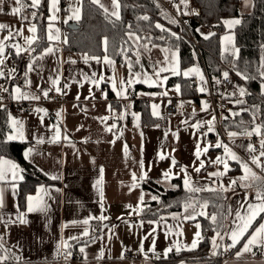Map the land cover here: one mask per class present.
Instances as JSON below:
<instances>
[{
	"label": "crops",
	"instance_id": "obj_1",
	"mask_svg": "<svg viewBox=\"0 0 264 264\" xmlns=\"http://www.w3.org/2000/svg\"><path fill=\"white\" fill-rule=\"evenodd\" d=\"M27 1L31 7V1ZM170 2L176 10H170L162 0V6H159L174 19L178 15L192 18L200 13H213L211 0H200L197 6H194V0ZM98 6L109 16L117 19L112 13L118 12L120 17V7L114 8L112 0H100ZM0 7L3 9L0 11V24L6 26L0 30V42L4 49L0 55V60H3L0 64V73H3L0 88L6 89L2 90L3 97L6 101L23 100L35 105L32 113L22 115L13 114L6 107L5 138L26 143L23 157L52 181L51 184L40 185L31 195L34 198L33 211H28V200L20 210L17 196L23 175L17 167L12 168L13 164L16 165L13 161L0 160V171L5 177L0 180L3 205L0 207V264L5 260L16 264H155L156 260L172 253L198 248L204 228L203 220H211L213 216L209 214L212 202L202 200V197L212 191L219 192L224 198L226 215L223 224L218 230L211 228L206 232L209 248L204 258L178 264H264V247H253L251 252L237 258L236 253L243 248L247 236L232 247L231 254L224 253V248L232 243L228 236L230 229L234 222H239L235 213L239 211L245 214L249 203H259L255 199L257 191L264 192V170L252 163V158L257 157L255 154L262 151L257 141L264 137L259 133L256 136L247 134L255 131L257 126L230 137L224 127L225 114L222 131L227 141H223L215 127L210 106L202 99L208 79L200 60L181 69L176 50L161 45H144L132 32L127 33L131 54L119 63L109 57L112 63H106V56L92 59L83 52L66 51L63 48L64 27L69 23L76 24L78 20L67 23L62 19L56 22L47 20L46 45L37 48L34 46L36 32L28 31L29 27H36L30 22L32 12L27 8L24 10L22 4L16 5L15 0H4ZM13 7H20L21 11L13 15ZM252 8L251 0H239L240 16L250 13ZM231 20L238 19L224 21ZM236 25H226L232 35ZM50 26L54 37L52 40L48 39ZM200 34L205 36L211 33L202 32L200 28ZM28 38H34L31 45L27 43ZM16 45L21 47L19 55ZM49 47L53 49L51 53L46 52ZM197 54L200 58L198 50ZM18 56H22L20 66L14 64ZM85 56L89 58L86 60ZM262 58L264 46L260 55V75ZM161 67L167 70L156 75ZM173 68L178 69V74L172 71ZM190 69L199 71H191L185 76L184 73ZM145 75L151 83L144 82ZM178 77L191 81L190 87L193 89L189 90L193 95L185 97L179 83L169 84L170 79ZM54 80H58V83L54 84ZM128 81L133 83L129 84ZM232 81V87L226 92L227 98L231 93L229 105L230 101L234 102L233 99L240 97V89H244L234 78ZM210 83L217 85L218 82ZM201 88L204 91H200ZM44 91L63 97L65 103L47 100ZM118 92L122 94L118 95ZM136 101L147 104L149 114L156 123H142L141 114L134 107ZM113 103L119 105L118 122L111 118ZM169 103L176 104L177 112L173 117L166 118L164 110ZM13 120L18 123L14 125ZM208 121L213 122V131L208 130ZM200 126L204 127L203 134L198 130ZM9 135L14 139L9 140ZM217 142L227 146L259 179L249 176L243 184L250 187L242 186L237 179L244 175L240 163L231 159L223 146L216 147ZM254 144L261 150L250 152L248 146L253 148ZM197 145L200 146L199 158L196 155ZM205 148L207 151H204ZM29 149L31 153L26 157ZM161 156L165 158L161 159ZM218 157L221 162H216ZM201 161L204 167L197 172L195 169L200 167ZM141 162L144 164L143 171ZM224 162L228 164L227 171ZM259 163L264 165V156L259 158ZM170 168L169 178L165 179L163 173ZM182 168L185 171H181ZM14 171L15 177L12 175ZM185 172L190 177L189 189L205 190H186ZM134 173L137 177L136 187H132ZM143 173H147V176L140 180ZM234 179H237V183L229 188ZM97 181L100 183L97 184ZM179 186L193 195L181 205L180 210L166 213L158 219L143 217L147 205L158 200L154 189L159 192L176 191ZM225 188L228 190L225 191ZM141 196L143 204L140 202ZM38 201L46 206L45 210L37 209ZM201 212L204 215H200ZM188 216L194 218L188 219ZM85 220L88 222L84 223ZM259 222L258 219L253 227ZM197 225L200 227L197 228ZM252 230H249V234ZM197 231L200 232L199 238L196 237ZM85 232L88 234L85 235ZM213 237L216 239L215 247ZM194 239L197 243L193 248ZM123 249L135 254L155 252L159 258L127 260L122 257Z\"/></svg>",
	"mask_w": 264,
	"mask_h": 264
},
{
	"label": "trees",
	"instance_id": "obj_2",
	"mask_svg": "<svg viewBox=\"0 0 264 264\" xmlns=\"http://www.w3.org/2000/svg\"><path fill=\"white\" fill-rule=\"evenodd\" d=\"M120 17L115 19L106 14L98 5L90 0L81 1V17L76 22L77 28L69 30L64 27L63 48L66 51L83 52L91 57L100 58L107 56L115 62H122L123 58L131 54V45L127 33H135L140 42L147 46L161 45L178 52L181 69L192 66L200 60L204 67L207 79L210 82H219L224 72L227 76L243 85L245 91L238 99L230 103L231 111L224 118L226 132L237 135L259 127V135L264 137V94L261 93L262 78L259 71L261 48L264 46V0H251L252 11L243 16L239 15V0H211L213 13H200L189 18L187 30L181 27L166 10L162 9L154 0H118ZM200 0H194L197 6ZM24 8L35 12L31 23L36 25L37 48L46 45L45 29L47 24V10L45 2L36 7H29L27 0H21ZM33 16V15H32ZM147 16L148 19H141ZM225 19H238L240 21L233 28V40L237 53L235 56L222 51L221 36L225 28ZM160 25L161 27H157ZM203 26L215 27L216 33H211L208 39L200 34ZM105 41L107 43L105 44ZM200 54V58L197 54ZM22 56L14 61L20 66ZM179 83L181 93L185 97L193 95L190 90V80L172 78L169 84ZM243 101V103H240ZM135 110L140 112L143 124H153V119L148 111V106L143 101L134 103ZM119 105H111L112 119L118 122ZM6 106L0 108V160L13 161L23 175L18 186V207L22 210L27 197L33 195L42 184H51L52 181L43 175L32 163L23 157L26 143L8 141ZM153 190V189H152ZM155 191L158 200L147 205L143 217L158 219L166 213L180 210L181 205L193 195L179 186L176 191ZM212 202L209 214L216 216V221L203 220L201 243L192 251L172 253L164 259H158L155 264H178L194 258H204L209 248L208 237L205 236L211 228L221 227L226 215V204L219 192H208L202 200ZM222 220V221H221ZM205 264H213L207 262Z\"/></svg>",
	"mask_w": 264,
	"mask_h": 264
},
{
	"label": "snow or ice",
	"instance_id": "obj_3",
	"mask_svg": "<svg viewBox=\"0 0 264 264\" xmlns=\"http://www.w3.org/2000/svg\"><path fill=\"white\" fill-rule=\"evenodd\" d=\"M92 2L94 4H98V5L100 4V0H92ZM182 2H184V0H182ZM40 3H41V0H31V6L32 7L38 8L39 5H40ZM3 4H4V0H0V5H3ZM15 4L16 5H20L21 4V0H15ZM57 4H58V0H50V9L53 11V13H55V11L58 10L57 9ZM112 4H113V7L114 8L119 9L120 5H119L118 0H112ZM100 6L103 7L102 5H100ZM2 10H3L2 7H0V11H2ZM11 11H12V14L13 15H16V14H18L21 11V8L20 7H13ZM78 11L79 10L77 9L76 10V19H79ZM105 11H107V9H105ZM32 15H33V17H35L36 13L33 12ZM112 15H115L116 18L119 19L118 12H113ZM49 19L50 20H55L56 19V16L53 14ZM69 19H72V17L70 16ZM141 19L147 20L148 17L147 16H144V17H141ZM224 23L226 25H229V24L235 25V24H239L240 21L239 20H231V21H224ZM5 27H6L5 25L0 24V30H4ZM157 27H161V26L160 25H157ZM28 31L31 32V33H35L36 32V27L33 25V26L29 27ZM17 34H19V30L17 31ZM48 39L49 40L54 39V37L52 35L51 26L49 27ZM205 39H208V36H205ZM223 39H230V37H225ZM33 42H34V38H28L27 39V43L29 45H31ZM106 43H107V41H105V44ZM15 47H16L17 55H19L20 52H21V47L19 45H16ZM3 50L4 49H3L2 42H0V55L3 54ZM52 51H53V49L51 47H49L46 50L47 53H51ZM88 58L89 57L85 56V59L86 60ZM92 59H98V58L92 57ZM104 59H105V62L106 63H109V64L112 63V61L109 60L107 56ZM2 63H3V60H0V64H2ZM73 63H74V61H73ZM261 68L264 69V58H262V61H261ZM166 70L167 69L161 67V68H159V71L156 73V75H159L160 72H164ZM172 71L174 73H177L178 74V69L177 68H173ZM191 71H197L198 72L199 70L198 69H190V70L186 71L184 73V75L187 76L188 73L191 72ZM2 75H3V73H0V76H2ZM137 75H139V74H137ZM224 75H225V77H227V73H225ZM261 77L264 78V71H261ZM201 79H202V77H201ZM144 82L145 83H151V80H150L149 77H147L145 75ZM53 83L54 84L55 83H58V80H54ZM128 83L131 84V83H133V81H128ZM121 85H123V81H121ZM65 87H67V85H65ZM113 88L115 90V84H113ZM262 89H264V84H262ZM0 90L6 91V89H0ZM56 91L59 92L60 89L57 88ZM200 91H204V89L201 88ZM240 93H241V95H243L244 94V89H240ZM117 94L120 95L122 93L121 92H118ZM43 95L47 98L48 97V92L47 91H44L43 92ZM24 98H27V97L25 96ZM33 98L34 99H38L39 97H33ZM77 99H79V97H77ZM240 103H243V101H240ZM153 108L155 109L156 106L153 105ZM37 111H41V110L40 109H37ZM153 114L154 115L156 114L155 111H154ZM104 119H107V118H104ZM214 119L215 118H213V120ZM17 123H18V121L13 120V124L14 125L17 124ZM207 123L209 125L208 130L209 131H213V122L212 121H208ZM21 127H22V125H21ZM113 127H115V125H113ZM255 131L257 133H259L260 132L259 127L256 128ZM247 134L248 135H251L252 133L249 132ZM228 135L230 137H232V136H235L237 134L236 133H233V132H229ZM57 137H59V130H57ZM8 139L11 140V139H14V137L12 135H9L8 136ZM222 146L223 145H221L219 142H217L216 147H222ZM223 147H224L225 153L228 156H230L231 159L237 160V162L240 163V167H241V169L244 172V175L238 177L237 179L239 181H241L242 186H244V187H250V185L243 184V181L247 180L249 178V176H251L253 179H259V178L256 177V174L254 172H252V170L249 168V166L246 163H243V162L239 161L238 157H236V155L234 153H231L230 150L227 148V146H223ZM248 148H249V151L250 152L251 151H255V149H253L251 145H249ZM261 148L264 149V139L261 140ZM204 151H207V149L205 148ZM30 153H31V149H29L28 152L25 153V156L27 157L28 155H30ZM196 155H197V158H199V156H200V146L199 145H197V153H196ZM260 156H264V151H262L260 153ZM160 158L161 159H164L165 157L164 156H161ZM216 162H221L219 157L217 158V161ZM252 163L256 164L257 167H261L262 170H264V165H261L259 163V157H255L254 156L252 158ZM172 164H173V166L176 165V161L174 159L172 160ZM16 167H17L16 165H14V164L12 165V168L13 169H15ZM202 167H204L203 161H201L200 167L196 168L195 171L199 172L200 171V168H202ZM143 168H144V164H143V162H141V169H142V171H143ZM224 168H225L226 171L228 170V164H227V162H224ZM102 171L103 170H101V172ZM181 171H185V169L182 168ZM170 173H171V168L168 171H166V172L163 173L165 179H168L169 178ZM222 174L223 173H212V175H222ZM12 175H13V177L16 176L15 171L12 173ZM146 176H147V173H143L139 177V179L140 180H144L146 178ZM4 178H5L4 177V173L2 171H0V180H3ZM132 178H133V182H134L132 184V187H136L135 181L137 180V177H136L135 173L133 174V177ZM237 179H234V180L231 181V184L229 185V188L232 185H235L237 183ZM189 181H190V177L185 172V175H184V184H185L186 190H195V191L205 190V189H189ZM99 183H100V181H97V184H99ZM208 190H211V189H208ZM224 190L227 191L228 188H225ZM33 199L34 198L32 196L27 197V200L29 202V204H28V211L29 212H31V211L34 210L33 205H32ZM153 199H157V198L156 197H153ZM255 199L257 201H259V203H256V204L249 203L248 204V211L245 214L242 215L239 211H237L235 213L236 220L239 221V222L238 223L234 222V226L230 229V232L228 234L229 239H231V241H232L231 245L228 246V247H233V248L238 243H240V241L242 239H244L247 236V238H246V240H245V242L243 244V248L236 253L237 258H239L241 255H243V253L251 252L253 247H264V216H261V214L264 213V192L257 191ZM140 202H141V204H143V196H141ZM2 206H3L2 205V197H0V207H2ZM45 207L46 206H44L42 204V202L38 201V203H37V209L38 210L43 211V210H45ZM192 207H194V206H192ZM200 215H204V213L201 212ZM187 218L188 219H193L194 216H188ZM18 219H20V217H18ZM100 219H106V217H100ZM258 219L261 222H259L257 226L253 227L254 224H256V222H257ZM211 220L214 223L216 221V216H212L211 217ZM21 222H23V221L21 220ZM87 222H88L87 220L84 221V223H87ZM196 227L199 228L200 225H197ZM250 229H253V230L249 234V230ZM87 234L88 233L85 232V235H87ZM216 235L219 236L220 233L217 232ZM196 237L197 238L200 237V232L199 231H197ZM221 239H223V237H221ZM196 243H197V240L194 239L193 240V244H192V247L193 248L196 246ZM212 243H213V246L215 247L216 246V239H215V237H213ZM177 250H179V249H177ZM81 251L83 252V248L81 249ZM102 255H103V253H101V256ZM213 255H215V252H213Z\"/></svg>",
	"mask_w": 264,
	"mask_h": 264
},
{
	"label": "built area",
	"instance_id": "obj_4",
	"mask_svg": "<svg viewBox=\"0 0 264 264\" xmlns=\"http://www.w3.org/2000/svg\"><path fill=\"white\" fill-rule=\"evenodd\" d=\"M69 9V6L67 4H64L61 2L60 6V11L64 12ZM176 22L183 27L184 29L187 30V25L189 18L184 17L182 15H178L175 17ZM202 32H210V33H216L217 29L215 27L209 28L208 26H203L201 27ZM196 82V80H194ZM233 81L232 78L227 76V77H222L217 83V85L211 84L208 80L206 83V92L202 96V99L204 100L205 103H207L211 111L213 112V117L215 118V127L218 129L220 132L221 138L223 141H227V137L223 133V118L226 114V112L229 111L230 105L228 102V99L226 97V92L232 87ZM1 89V88H0ZM190 90L193 88L190 87ZM47 100H50L53 103H60L64 104L65 100L63 97L55 94L54 92H49ZM9 107L11 112L15 115H22V114H27V113H32L35 110V105L32 102H27V101H6L3 97V92L0 90V108L1 107ZM177 112V106L175 103H169L165 110H164V116L166 118H171L175 115ZM199 132L201 134L204 133V127L200 126L199 127ZM255 143V142H254ZM253 148L257 151H260L261 149L254 144ZM233 252L232 247L226 246L224 248V253L225 255L231 254ZM63 257L65 254L62 255ZM122 257L127 260H142V259H158L159 255L155 252H141L140 254H135L133 252H130L127 249H123L122 251ZM3 264H16L14 261L11 260H5Z\"/></svg>",
	"mask_w": 264,
	"mask_h": 264
},
{
	"label": "rangeland",
	"instance_id": "obj_5",
	"mask_svg": "<svg viewBox=\"0 0 264 264\" xmlns=\"http://www.w3.org/2000/svg\"><path fill=\"white\" fill-rule=\"evenodd\" d=\"M31 1V0H30ZM81 1L82 0H62V2L64 4H67L69 6V10H67L66 12H61L60 11V6H61V1L58 0V4H57V11H55V13H53V11L50 9V0H41V3L45 2V6L47 7V14L48 16L46 17V19L48 21H52V22H56L58 21L59 19H62L65 23H67L69 20L71 21H77L80 19L81 17ZM156 1V0H155ZM158 3V0L156 1ZM162 2L164 4H166V6H168L170 8V10H176L174 8V5L170 2V0H162ZM40 3V4H41ZM158 5H161L160 3V0H159V3ZM162 6V5H161ZM79 10L78 11V15H79V19H76V10ZM24 10H27L26 8H24ZM55 15L56 16V19L55 20H50L49 18L52 16V15ZM72 17V19H69V17ZM225 37H230V39H223ZM221 48H222V51L223 52H226L228 54H231L233 56H235V54L237 53V50H236V47L234 45V40H233V35L231 33V30L228 26L225 25V31L223 33V35L221 36ZM262 71H264V69H262ZM262 78V77H261ZM233 79V78H232ZM219 83V82H218ZM262 84H264V78H262ZM262 84H261V93L264 94V89H262ZM243 89V88H242ZM245 91V90H244ZM228 98L231 99V93H228ZM227 98V99H228ZM232 106V104L230 105ZM227 115V113H226ZM255 130V129H254ZM252 135L256 136L257 135V132L256 131H252L251 132ZM257 144H259L261 146V141L258 140L257 141ZM262 149V148H261ZM262 151H264V149H262ZM261 151V152H262ZM256 153L255 155L259 158H262L263 156H260V153ZM214 250V249H213Z\"/></svg>",
	"mask_w": 264,
	"mask_h": 264
},
{
	"label": "water",
	"instance_id": "obj_6",
	"mask_svg": "<svg viewBox=\"0 0 264 264\" xmlns=\"http://www.w3.org/2000/svg\"><path fill=\"white\" fill-rule=\"evenodd\" d=\"M66 28L69 30H74L77 28V25L75 23H69L66 25Z\"/></svg>",
	"mask_w": 264,
	"mask_h": 264
}]
</instances>
